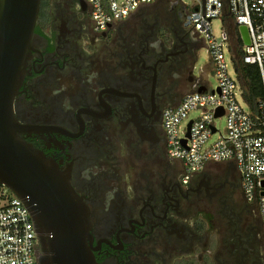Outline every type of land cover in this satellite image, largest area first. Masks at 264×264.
Instances as JSON below:
<instances>
[{"label":"flooded vegetation","instance_id":"obj_1","mask_svg":"<svg viewBox=\"0 0 264 264\" xmlns=\"http://www.w3.org/2000/svg\"><path fill=\"white\" fill-rule=\"evenodd\" d=\"M168 5L99 32L85 0H41L14 97L31 129L19 136L87 205L97 264H262L238 170L210 165L186 182L168 155L163 111L193 90L203 44L186 7Z\"/></svg>","mask_w":264,"mask_h":264},{"label":"built area","instance_id":"obj_2","mask_svg":"<svg viewBox=\"0 0 264 264\" xmlns=\"http://www.w3.org/2000/svg\"><path fill=\"white\" fill-rule=\"evenodd\" d=\"M158 1L85 0L99 32ZM190 1L191 6L183 0L172 3L184 5L188 10L184 26L195 31L206 46L218 86L212 89L203 72L201 78L195 77L190 93L163 111L167 152L171 159L183 164L186 182L212 164L234 163L245 198L259 215L264 236V0ZM222 17L230 22L222 24L218 37L214 34L213 21ZM228 23L238 28L245 26L249 33L250 43L243 47V63L257 66L260 72L263 97L257 101V113L244 99L245 90L238 72L236 79L229 73L226 53L232 56L235 70L237 55ZM238 38L241 39L240 34ZM195 112L198 116L190 118ZM221 118L226 119L225 134L216 124ZM186 120L187 125H183ZM218 134V139L212 142ZM38 245L29 209L9 189L0 187V264H39Z\"/></svg>","mask_w":264,"mask_h":264},{"label":"water","instance_id":"obj_3","mask_svg":"<svg viewBox=\"0 0 264 264\" xmlns=\"http://www.w3.org/2000/svg\"><path fill=\"white\" fill-rule=\"evenodd\" d=\"M40 2L0 0V187L29 209L42 251L39 264H97L89 244L87 205L59 178L55 166L19 136L31 131L17 121L14 97ZM238 29L244 45H249L247 28Z\"/></svg>","mask_w":264,"mask_h":264},{"label":"rangeland","instance_id":"obj_4","mask_svg":"<svg viewBox=\"0 0 264 264\" xmlns=\"http://www.w3.org/2000/svg\"><path fill=\"white\" fill-rule=\"evenodd\" d=\"M177 0H160L158 1L157 3H154L152 5H149V6H145L143 7L141 10H145V9H159V10H167V5L168 4H171ZM183 2L188 5V6H191V1L190 0H183ZM169 6V5H168ZM139 11V12H140ZM137 13L133 14V16H136ZM131 18H127L125 19L124 21L125 22H128L129 20L132 19ZM223 17L220 18V19H215L213 21V30H214V34L216 36L219 37L220 35V31H221V26L223 24ZM234 46H235V43H234ZM226 57H227V60H228V63H229V73L231 75L232 78L236 79L237 78V71L235 70L234 68V65H233V61H232V56L227 52L226 53ZM203 72H206L204 75V79L209 83L210 87L212 89H215L217 86H218V79L216 77V74L215 72L212 70V66H211V59L209 57V54L207 52V48L204 44H202V46L199 48L198 50V58H197V61L195 63V67H194V76L196 78H201L202 77V73ZM240 103L242 105V107L247 110V106L246 104L240 100ZM198 116V113L195 112V113H192L190 115V118H195ZM187 120L183 123V125H187ZM217 126H218V129L221 131L222 134H225L226 133V119L225 118H221L220 120H217L216 122ZM220 134L218 135H215L213 138H212V142L217 140L218 137H219ZM212 165H217L218 167L222 166V168L224 170H226V168L228 169H232L234 171H237V168L236 166L234 165H229V164H212Z\"/></svg>","mask_w":264,"mask_h":264},{"label":"trees","instance_id":"obj_5","mask_svg":"<svg viewBox=\"0 0 264 264\" xmlns=\"http://www.w3.org/2000/svg\"><path fill=\"white\" fill-rule=\"evenodd\" d=\"M235 42H237V44L235 43L237 55L235 66L239 74V79L245 90L244 99L249 108L254 113H257V101L263 97V86L260 72L257 66L246 65L243 63L244 43L240 38Z\"/></svg>","mask_w":264,"mask_h":264},{"label":"crops","instance_id":"obj_6","mask_svg":"<svg viewBox=\"0 0 264 264\" xmlns=\"http://www.w3.org/2000/svg\"><path fill=\"white\" fill-rule=\"evenodd\" d=\"M223 23L225 24L226 23V21H228V22H230V20L229 19H227V18H225V17H223ZM229 25H230V30H231V32H232V36L234 37V38H236L237 36H239V32H238V34L237 33H235V31H236V29H238V28H236L237 26H235L233 23L231 24V23H228ZM235 30V31H234ZM227 164H229V165H234L235 166V164L234 163H227Z\"/></svg>","mask_w":264,"mask_h":264}]
</instances>
